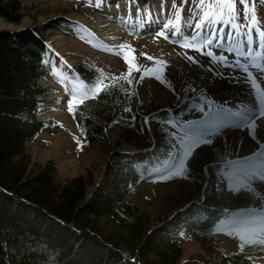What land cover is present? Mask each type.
I'll return each mask as SVG.
<instances>
[{"label": "trees", "instance_id": "1", "mask_svg": "<svg viewBox=\"0 0 264 264\" xmlns=\"http://www.w3.org/2000/svg\"><path fill=\"white\" fill-rule=\"evenodd\" d=\"M23 8L22 0H0V17L19 24ZM47 50L45 36L34 28L0 29V264H252L248 254L258 249L225 255L213 236V226L225 212L215 188L217 165L207 146L199 147L187 166L197 189L209 182L205 200L191 202L187 210L156 221L153 227L151 215L127 199L124 158L117 151L90 197L91 176L62 182L52 165L29 171L27 140L43 128L51 132L60 128L38 119L39 96L49 92L43 82L49 70ZM98 69L85 63L75 67L85 83ZM118 88L80 105L75 121L86 140L105 142L104 128L115 122L141 135L140 104ZM156 144L168 148L167 130L157 131ZM128 165L136 182L138 176ZM254 199V193L240 190L230 209L247 207ZM186 230L196 231L209 258L183 260L179 233Z\"/></svg>", "mask_w": 264, "mask_h": 264}, {"label": "rangeland", "instance_id": "2", "mask_svg": "<svg viewBox=\"0 0 264 264\" xmlns=\"http://www.w3.org/2000/svg\"><path fill=\"white\" fill-rule=\"evenodd\" d=\"M181 1L184 0H175L176 5L180 4ZM257 1L258 3L256 6V11L258 15L261 16L260 22H262V27H264V4L261 3L260 0ZM164 2L173 5V0H164ZM164 2L163 0H151V3L157 7H159V5ZM91 3L89 0H22L24 16L19 24L9 22L0 17V29L17 31L24 28H34L37 33H42L47 38L51 47V55H47V61L51 66V72L46 74L43 80L44 87L48 88L49 92L47 95L39 96L41 102L39 103L38 116L41 118V120L46 121L48 124H59L61 131L58 133L67 136L68 143H66V146L62 150L56 152H54L53 149L50 150V154H53L49 155L47 158H43L39 156L38 153L43 152L45 155L48 154L49 148L51 146L49 145V140L54 138L58 133L52 134L48 130H43L38 134L36 133L35 136L27 140L28 142L26 144L25 153L29 155L31 160L29 171L37 170L38 167L40 169L52 165L56 168L55 170L58 180L62 182L77 177L87 179L91 176L93 181L92 183L88 182L87 190L88 196L90 197L93 194L95 186L104 180V171L108 164V158L114 151L119 150L125 152L126 154H124L128 158L138 161L144 159L146 156H152V152L154 151L153 142L158 127L166 129L169 133L173 132L177 135L181 133L176 129L174 130L165 122L153 121L150 117L155 115L163 108H169L172 107L174 103H178L180 96H182L184 99V96L187 94L195 92L196 94H200L203 97H207L209 101H215L213 108L209 110V112L212 114L215 113L221 105L227 109L237 111H241L242 106H249L253 109L255 108L256 99L253 97L251 85L245 82L244 74L237 73L233 71L234 69L228 68L229 70H226L220 68V65L218 64H216V66H210L208 63L209 61L207 62L200 52H197L193 49H187V51H180L182 49L179 48H177L178 50H174L171 47V49H168L159 43L157 39L160 37L154 35V32L157 28L162 29V26L166 23L163 19L161 21L164 22H161L155 26L154 32H139V34L137 32L130 31V35L134 37L146 36L143 40L137 39V41L133 39L131 41H126L127 39L122 40L121 36L118 34H108L105 38L99 36L101 40L100 44L94 43V35L89 37L86 35L88 33L98 35V33L93 30L92 26L86 25L85 22H82L80 19L75 17L78 14V9L80 7H94L95 0H92ZM187 3L188 4L183 9V13L186 10V14L184 15H186L188 18L194 8V3L193 0H187ZM133 4H136L137 6L141 4V7L144 8V2L142 0H133ZM137 6H134V8ZM180 6L181 4L178 7ZM243 8L244 6L241 5L240 11L238 10L241 14L239 23H243L244 21ZM173 11L174 9L171 10V16ZM99 14L103 15V13ZM74 20L83 23L85 27L83 26L84 28H79L77 30L78 27ZM168 20L169 19L167 18L166 21ZM192 23L194 24L195 21ZM183 25L184 24H182V26ZM186 26L187 25H185V27ZM117 27L124 29V27L120 25ZM187 33V35L190 36L192 34V30L191 32ZM111 38L112 40L114 39V42L110 41ZM104 40L107 42H104ZM126 43L131 44L132 47L136 49L135 62L143 65L144 67H152L153 61L147 60L146 57L141 56L140 53H147L148 55L167 61L168 65L163 72V78L167 81H170L171 84L168 85L162 82V80L156 79L154 76H146L143 81L136 83V81L139 80L141 73L135 71L132 73L133 83L131 85H129L125 80L116 81L117 85L128 89L129 93H134L132 96L140 104L139 111H141L144 117L148 116L149 119L144 123V127L141 130V135H136L130 130L125 129L122 125L115 124L113 127H108L104 131V137L106 140L105 142H92L88 147H84L86 138L84 137L83 133L81 134L78 131L74 119L70 114H68L69 112L67 113L66 111V109L68 110L67 101L70 98V92L67 91L66 88L71 87V80L65 79V77H72V69L79 63L98 66L103 69L109 78L112 76H119L121 73H126L128 65L125 63L122 56L115 54V52L112 50V46H119ZM175 44L179 45L177 43ZM171 45L177 47L174 44ZM79 49L82 51L80 52ZM172 49L175 51L176 55L186 53L187 56L194 57L195 59L191 60L194 62V65L205 67L206 70L203 68L204 71L200 75H197V77L202 78V80L194 78L189 73V70L186 71L183 70V68L180 69L178 67V64L175 62V58L173 59ZM184 57L186 58V56ZM129 58L131 59V54L129 55ZM189 67L191 68L190 65ZM208 72H212V74L214 73V76H218L219 78H232L235 80V84L239 83V81L245 83L248 87H250L253 102L248 103L238 100L235 101L232 96L230 99H228V95L215 92L216 82L213 83V81L216 80V77H212L211 79L205 78V76H210V73ZM258 79V83L264 81L262 76H258ZM109 81L111 80L109 79ZM156 88H161L163 92H166L168 100L167 98L164 101L159 99L157 94L154 93ZM200 92H202L204 95ZM60 112L66 113L68 120L64 117L59 118L54 116L55 113ZM52 113L54 115H52ZM127 113L128 114L125 115H129V113L131 114V112ZM220 115H223L222 112ZM195 119H198V116L197 111L194 108H191L190 111L182 117V120L192 121ZM256 119L257 128L255 138L249 135V130L247 128L231 125H228L227 128L226 126L225 128L219 126L213 127L214 132L211 135H206L212 141L209 150L212 158L218 161L226 159L234 161L236 165L229 173H235L241 180L244 179L246 173H249L255 169H251L248 167V164L243 162L244 160L242 161L243 156L241 151L239 150L235 152L231 141H228V139L229 135L242 132L243 138H248L253 140V142L257 141V143H263V146L259 145L260 150L258 152L254 151V153H256L255 159H258L261 164L259 168L256 169L264 170V135L260 134L261 131L258 127L260 126L259 120L263 118L257 117ZM159 123L165 124L160 125ZM218 138L223 140L221 144H217V140H219ZM173 142L176 141L173 139ZM174 146L177 151H175L173 154L167 155V153H161L163 162L170 160L179 152V146L176 143ZM18 158L19 157H16V160H18ZM66 163H74L72 164V168L75 170H69L65 172L61 168V164ZM252 188L254 191L251 192L256 194L257 199L251 204L250 208L234 213L232 216L250 212L254 209L264 210V180L253 179ZM217 191L222 202L224 203L223 207H230V204L234 201L236 191L232 190V185L227 176L221 177V181L217 186ZM209 192V184L203 183L201 189L199 190L194 186L192 181L188 179V177H184L165 183L141 182L133 191L128 194L127 199L130 200V202L137 204L141 210H145L151 215V225L153 227L156 221L161 222L166 220L168 216H172L177 211H180L179 209L185 208L189 202L204 201L207 193ZM215 237L219 243L218 246L220 250L223 251V253L231 254L234 252H239V241L232 236H229L226 231H217ZM227 239L232 241V244H230V249H225L223 247ZM179 242L184 252L183 260L199 258L202 256L209 258V252L207 251L206 253L201 240L196 238L195 233H185L184 236L179 238ZM249 257L252 260V264H264V251H254L249 254Z\"/></svg>", "mask_w": 264, "mask_h": 264}, {"label": "snow or ice", "instance_id": "3", "mask_svg": "<svg viewBox=\"0 0 264 264\" xmlns=\"http://www.w3.org/2000/svg\"><path fill=\"white\" fill-rule=\"evenodd\" d=\"M89 2L91 3L92 0H89ZM238 2L244 6L243 18L247 21L246 24L237 22L240 19L237 0H193L194 8L191 16L188 18H184L183 16V5L177 7L175 0H173V14L156 36L168 39V30L174 29L172 34L178 36L179 39L173 42L179 44L180 47L193 49L202 55L210 57L213 64H232L245 73V82L251 85L256 99L255 108L242 106L241 111L233 112L231 109H227L221 105L214 115H219L223 112L237 118L240 121L238 126L247 128L249 135L255 138L257 128L256 118H264V86H262L264 85V81L257 83L258 77L249 71V67H253L264 76V52L253 49L254 43L258 48L264 49V29L260 28V21L255 14L256 0H238ZM260 2L264 3V0H260ZM102 3L103 0H96V7H100ZM184 3H187V0H184ZM137 11L139 13V8ZM145 13L146 16L151 15L147 9ZM193 21H195L194 24L192 23ZM182 24L192 28L190 36L184 35L183 31H181ZM225 26L229 29L227 33L224 31ZM253 32H255V40ZM213 48L220 49L221 54L217 55L211 50ZM112 50L115 54L122 56L128 65L126 73L109 78L102 69H98L95 78L87 83L80 79L78 74L74 77H65V79L71 80V87L66 88L70 92L67 104L68 111L74 117L85 100L89 98L94 99L101 92H108L116 88V81L125 80L131 85L133 83L132 73L134 71L141 73L136 83L143 81L146 76H154L168 85L171 84L170 81L163 78V72L168 65L167 61L153 57L147 53H140L147 60L153 61L152 67H144L135 62L136 49L131 44L126 43L112 46ZM225 51L234 54L236 57L245 58L244 62H241L240 59H236L234 62L228 61V58L223 54ZM130 54L131 59L129 58ZM185 56L188 60L195 59L194 57L187 56L186 53ZM109 79L111 82L106 83ZM118 90L126 93L128 96L134 94L129 93L128 89L122 86ZM203 104L212 109L215 101H209L207 97H204ZM125 111H131V109L125 108ZM169 123H175V121H169ZM179 139V152L166 162V166L162 171L157 170L155 172L160 179H169L174 176L186 178L188 174L187 161L194 149L201 144H210L212 142L203 133H193L188 129L184 130V134ZM226 175L232 185L233 191H240L242 188L254 191L252 180H264V170L261 169H255L246 173L243 180L239 179L235 173H228ZM215 230L226 231L229 236L237 239L239 241L238 248L240 252H244L246 248L264 251V210L254 209L237 216H231L227 221H222L218 224ZM179 234L180 236L185 235L183 231ZM249 259L251 258L249 257Z\"/></svg>", "mask_w": 264, "mask_h": 264}, {"label": "bare ground", "instance_id": "4", "mask_svg": "<svg viewBox=\"0 0 264 264\" xmlns=\"http://www.w3.org/2000/svg\"><path fill=\"white\" fill-rule=\"evenodd\" d=\"M135 1H137V0H135ZM142 1L144 2V6H143L144 8L141 7L142 6L141 4H139L138 6L136 4H133V0H103L102 5L100 7H96V0H95L94 7L93 6H90L89 8H87L85 6L80 7L78 9V14L75 17L80 19V21L85 22L86 25L92 26L93 30L96 33H98V35L93 34V33H88L86 35L87 37L94 35L93 36L94 43L100 44L101 40H100L99 36H102L105 38V37H107L108 34H111V35L118 34L119 36H121L122 40L127 39L126 41H129V40L131 41L133 39L134 40H137V39L143 40V39H145L146 36H143V37L135 36L134 37V36L129 34L130 32L125 31V30L128 29L130 31H133V30L137 31L142 27V24L146 20H149V19H152L154 21V23L156 24V22L159 20H157L155 18L163 16L164 13L166 14V16H165L166 18L163 20H166L167 18L171 17V10H173V5L167 4L163 0L164 3H161L159 5V7H157L156 5H153L151 3V0H149V1L148 0H142ZM189 2H191V1H189ZM151 4H152V6H151ZM180 4L183 5V9H184L188 3H184V1H181ZM134 6H137V7L134 8ZM138 8H139V13L137 11ZM146 9L148 11H150V13H151L150 16H146V13H145ZM99 13H103L104 16L100 15ZM183 16H184V18H187L186 15H183ZM75 22H76L75 24L78 27L77 30L79 28L85 27L83 25V23H81L79 21H75ZM118 25L124 27V29L118 28L117 27ZM183 29H184V32H183L184 35H186L187 32H191V30H192V28H189V26L185 27V25H183ZM85 30H87V29H85ZM147 30H150V29H147ZM140 32H143V31H140ZM147 37H151V36H147ZM176 37H178V36H174L172 34V38H176ZM157 40L159 41V43H161L163 46H165L168 49L173 48L174 50H178L177 48H179V47H175V46L171 45V43L166 42L163 39L158 38ZM70 41H72V40H70ZM110 41L114 42V39L112 40V38H111ZM104 42H107V41L104 40ZM179 49H181V48H179ZM79 50H80V52L82 51L81 49H79ZM174 50H173L172 56H173V59L175 58V62H176V64H178V67L180 69L183 68V70H186V71L189 70V73L194 78H197L198 80H202V78H198L197 75H200L204 71L203 68L205 69V67L194 65L193 64L194 62H192L191 60H188L187 58L184 57L185 54H177L176 55ZM180 51H183V50H180ZM189 65L191 66L192 69L189 67ZM208 73H210V72H208ZM71 74H72V77H74V73L71 72ZM212 77H214V78L216 77L215 79L217 80V81L216 80L213 81V83L216 82L215 92L228 95V97H229L228 99H230L232 96V98L235 101L238 100V101H244V102H248V103L253 102L250 87H248L245 83L239 81V83L235 84L234 79H232V78H230V79L219 78L218 76H214V73L212 74V72L210 73V76H205V78H207V79H211ZM154 93L157 94V97L163 101L167 98V93L163 92V90L161 88H156L154 90ZM253 97H254V95H253ZM167 100H168V98H167ZM244 104H246V103H244ZM52 115H54V114L52 113ZM54 116L59 117V118L64 117L65 119L68 120V118L66 117L67 116L66 113H61V112L55 113ZM259 124H260V126H258V127L261 131L260 134L264 135V134H262V133H264V118L259 120ZM240 135H241V137H240ZM242 136H243L242 132L233 133V134L229 135L228 141H231V143L234 147L233 149L235 152L239 151V150L241 151L242 156H243L242 159L244 160V162L246 164H248L249 161L251 162V160L253 159L254 151L258 152L260 150V146H263V143H257V141L253 142V140H250L248 138H243ZM49 141H50L49 145H51V146L49 148L48 154L45 155V153L40 152V153H38L39 156H41L43 158H47L49 155L53 154V153L50 154V150L53 149L54 152L62 150L66 146V143H68L67 136H65L64 134H61V133H58L54 138H51ZM222 141H223L222 139L217 140V144H221ZM72 164H74V163L61 164V168L65 172H67L69 170L70 171L75 170L74 168H72L73 167ZM75 164H78V163H75ZM257 167L255 165H253L251 168L256 169ZM231 242L232 241L230 239H227V241L224 243L223 247L225 249H230V244H232Z\"/></svg>", "mask_w": 264, "mask_h": 264}]
</instances>
